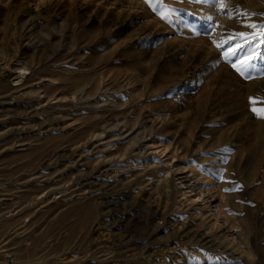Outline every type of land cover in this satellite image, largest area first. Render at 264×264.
Here are the masks:
<instances>
[{"label": "rangeland", "instance_id": "1", "mask_svg": "<svg viewBox=\"0 0 264 264\" xmlns=\"http://www.w3.org/2000/svg\"><path fill=\"white\" fill-rule=\"evenodd\" d=\"M162 2L171 22L144 0H0V63L27 69L0 83V264H264V44L245 26L264 20L222 31L209 5ZM248 42L252 79L222 58ZM185 180L226 210L246 262L189 241L212 222Z\"/></svg>", "mask_w": 264, "mask_h": 264}, {"label": "bare ground", "instance_id": "2", "mask_svg": "<svg viewBox=\"0 0 264 264\" xmlns=\"http://www.w3.org/2000/svg\"><path fill=\"white\" fill-rule=\"evenodd\" d=\"M29 1H32V0H29ZM89 1V0H88ZM91 3L92 1H96L97 4L101 5V6H105L107 4H110L112 2V4L116 3V2H124L123 0H116L115 2L112 1V0H90ZM110 2V3H109ZM95 3V4H96ZM121 3V4H122ZM31 4H34L33 2ZM94 4V3H93ZM96 4V5H97ZM110 4V5H112ZM113 4V6H114ZM196 4V3H195ZM127 5V4H125ZM139 5V4H138ZM144 5V4H143ZM141 4V6H143ZM192 5V4H191ZM233 5H237L240 7V12L237 13L235 11L232 12L231 16L229 15H226L224 12H217L214 14V10L213 9H209V8H212V7H209L206 9V11L215 16V20L217 21V26L219 27L218 29H221L222 27L223 28H226V30H232L235 28L236 24V20L238 21L237 18H239L240 20L248 17L249 16V13H264V0H231V2L227 5H225V8H231ZM109 6V5H107ZM121 6V5H120ZM129 6V5H128ZM140 6V5H139ZM204 6V5H203ZM121 7H124L121 6ZM200 7V6H199ZM208 7V6H207ZM35 7H33L34 9ZM113 8V7H112ZM145 8V7H143ZM196 10V9H195ZM198 10V9H197ZM147 12V11H146ZM216 12V11H215ZM148 15V14H147ZM206 15V14H205ZM203 16V15H202ZM208 16V15H207ZM206 16V17H207ZM210 16V15H209ZM238 16V17H237ZM251 16V15H250ZM144 17V16H143ZM253 16H251V19H252ZM254 18H258V19H262L264 20V16H255L253 17ZM250 19V18H249ZM250 19V20H251ZM242 21V20H241ZM237 23V22H236ZM239 25V24H238ZM222 30V29H221ZM224 30V29H223ZM222 30V31H223ZM26 67H23L22 65H19V64H14V63H4V64H1L0 63V83L3 85L5 83H9L10 81H13L14 79L16 80V78H18L19 76H23V74L25 75L26 74ZM23 78V77H22ZM27 78V77H26ZM19 79V78H18ZM87 84V83H86ZM6 85V84H5ZM1 86V85H0ZM86 88V86H85ZM75 92L79 93V96L80 94L84 93L82 91H85L87 89L84 90V84L82 85H76V87L74 88ZM85 94V93H84ZM88 95V94H87ZM46 98H47V94L44 95ZM45 98V99H46ZM3 99V98H2ZM45 99L41 100L44 101ZM6 101V98L5 100H3L1 102L2 103H5ZM120 123V122H119ZM122 123V122H121ZM115 126H118L116 124H114V129L116 130H122L121 127H115ZM21 128V127H20ZM111 127H109L110 129ZM112 128V129H113ZM127 128V127H126ZM104 130V129H103ZM17 132V131H16ZM98 132V131H97ZM90 134L88 135H91L90 136V139L92 138V136H94L93 139H100L102 136H103V131L100 130L98 133H96L94 130L89 132ZM89 138V137H88ZM114 144H112L111 146H113ZM24 146V145H23ZM27 146V145H26ZM25 146V147H26ZM109 147V146H108ZM114 147V146H113ZM118 147V145H117ZM120 147V146H119ZM118 147V148H119ZM117 149V148H116ZM114 150V149H113ZM115 152V151H114ZM118 152V151H116ZM138 152V151H137ZM113 153V152H112ZM141 154V152H138ZM137 154V153H136ZM171 161V160H170ZM174 164H171L170 165V168L173 166ZM145 171V170H144ZM76 175V176H75ZM74 178H72V182H73V185H75L76 181L74 182V180L80 178L78 177L77 178V174H75ZM82 175V174H81ZM89 175V174H88ZM91 175V174H90ZM80 176V175H79ZM82 177V176H81ZM90 177V176H89ZM88 176L86 177L85 180H87V178H89ZM182 179V178H181ZM187 179V177H186ZM80 180H82L80 178ZM80 180L78 183H80ZM84 180V178H83ZM81 185H79L80 187L85 183H91L90 181H81ZM183 183L185 184V188L187 189L186 191L188 192H191L192 191V197H197L198 199H200V201H202V203H204V205H199L200 209L201 208H206V210H208V213L203 215V213H199L201 218L203 219V217H206L208 218V221L209 222H212L211 223V227L210 228H207L206 230H193L191 232H189V241H192L191 239H195L196 242H201L202 241V244H206L207 246H210L214 249H218L220 250V252H224L226 257L228 258V260H234V261H237V262H246L249 258V251L247 252L245 249H237V248H233V245L235 244H232L228 239V237L231 238V240H234L237 238V235H236V232L231 228V226L228 225H225L224 227L222 226H218L216 225L217 222H221V223H224L226 224L224 221L227 220V213H226V210L219 204H212V199L213 197L208 194V191L207 189H204V187H200L199 185H197L196 183H191V182H188L187 180L183 181ZM93 184V183H91ZM99 186V184H95V187L96 189H99L100 187H97ZM185 191V192H186ZM185 196V195H184ZM194 199V198H193ZM123 202V201H122ZM218 203V202H217ZM205 206V207H203ZM127 208V207H126ZM113 209V208H112ZM119 209V207H118ZM131 210V208H130ZM202 210V209H201ZM204 210V209H203ZM148 212V211H147ZM194 212V211H193ZM160 213V212H159ZM197 213V212H196ZM153 214V217L157 216L158 215V212L157 211H153L152 212ZM231 215V214H230ZM135 216V215H134ZM229 216V215H228ZM136 222V221H135ZM113 223H115L113 221ZM138 224V223H137ZM220 224V223H219ZM140 225V223H139ZM223 225V224H222ZM112 226V225H111ZM138 226V225H137ZM205 226V225H204ZM118 227V226H117ZM185 227V226H184ZM182 228H183V225H182ZM114 229V228H113ZM117 229V228H116ZM155 229V228H154ZM112 230V229H111ZM153 230V229H152ZM221 230H223L221 232ZM106 231V230H105ZM110 231V230H109ZM112 232V231H110ZM115 232V231H113ZM112 232V233H113ZM111 233V234H112ZM106 234V233H105ZM114 235V234H113ZM104 236V235H103ZM107 236V235H106ZM115 236V235H114ZM151 235H147L143 241H141L140 243H137L138 245L136 246L137 247V250L139 251V253L141 254H144L146 252V254L148 253L149 254V250L150 248L154 245V239L150 237ZM185 236V235H184ZM119 237V236H118ZM157 237V236H156ZM104 238V237H103ZM239 238V237H238ZM237 238V239H238ZM142 240V239H141ZM108 241V240H107ZM239 243H241L240 241H238ZM172 243V242H171ZM115 246V245H114ZM241 246V245H240ZM95 247V246H94ZM125 247V246H124ZM129 247V246H128ZM135 247V248H136ZM153 248V247H152ZM151 248V250H152ZM246 248V246L244 247ZM79 249V248H78ZM113 249V248H112ZM154 249V248H153ZM209 249V248H208ZM94 250V249H93ZM102 250V249H101ZM120 250V249H119ZM132 251V250H131ZM153 251V250H152ZM104 252V251H103ZM106 252V251H105ZM217 252V251H215ZM77 253V252H76ZM135 253V252H134ZM206 253V252H205ZM119 254V253H118ZM121 254V253H120ZM128 254V253H127ZM126 254V255H127ZM86 255V254H85ZM84 255V256H85ZM89 255V254H88ZM125 255V256H126ZM131 255V254H130ZM133 255V254H132ZM80 256V255H79ZM83 256V257H84ZM223 256V255H222ZM212 258V257H211ZM103 259V258H102ZM91 260V259H90ZM210 260V259H209ZM226 260V259H225ZM229 260V261H230ZM47 261V260H46ZM105 261V260H104ZM208 261V260H207ZM94 262V261H93ZM102 262V261H101ZM232 262V261H230ZM196 263V262H195ZM194 263V264H195ZM209 263V261H208ZM212 263V262H211ZM43 264V263H42ZM87 264V263H86ZM91 264V263H90ZM110 264V263H109ZM188 264V263H187ZM213 264V263H212ZM239 264V263H238Z\"/></svg>", "mask_w": 264, "mask_h": 264}, {"label": "snow or ice", "instance_id": "3", "mask_svg": "<svg viewBox=\"0 0 264 264\" xmlns=\"http://www.w3.org/2000/svg\"><path fill=\"white\" fill-rule=\"evenodd\" d=\"M144 2L152 9L153 12L159 15L161 19L171 22L170 14L171 12L176 11V9H172L170 6L164 5L162 0H144ZM185 2L199 3L201 5H209L210 7L216 9L217 11L224 12L226 15L229 16H231L233 11L237 13L240 12V7L237 5H233L231 8H227V9L225 8V5L229 4L231 0H185ZM157 4H159L160 7H157L156 6ZM165 12H167L168 14H165ZM249 15L253 17L257 15L264 16V13H249ZM205 19L211 22L213 20V17L207 16ZM245 26L253 29L259 27L262 30L261 39L259 40V43L264 44V24H260V25L247 24ZM211 28L212 25H210V29ZM195 34L200 35L199 32H196ZM249 35H251L252 40L257 39V37L254 34L245 33V32L230 33L227 39H231L233 36L245 37ZM213 43L215 44L218 50L224 47L221 43L217 41H213ZM222 58L230 62L231 67L240 76L245 77L246 79H252L251 72L256 70L255 61L261 57L255 51L254 47L251 46V43L248 42L247 46L243 43L230 44L222 52ZM260 74L264 76V70H262ZM256 99H257L256 97H249L250 104H254ZM250 110L254 113V115H256L258 119H264V108L252 107ZM236 190L237 189L235 187L230 189H224V191L226 192H232Z\"/></svg>", "mask_w": 264, "mask_h": 264}]
</instances>
